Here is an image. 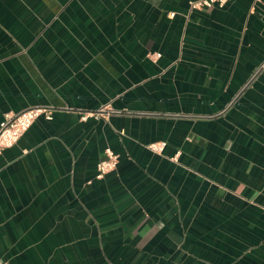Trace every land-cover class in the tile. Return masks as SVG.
<instances>
[{
    "label": "crops",
    "instance_id": "obj_1",
    "mask_svg": "<svg viewBox=\"0 0 264 264\" xmlns=\"http://www.w3.org/2000/svg\"><path fill=\"white\" fill-rule=\"evenodd\" d=\"M192 1L0 0V260L264 264V0Z\"/></svg>",
    "mask_w": 264,
    "mask_h": 264
},
{
    "label": "built area",
    "instance_id": "obj_2",
    "mask_svg": "<svg viewBox=\"0 0 264 264\" xmlns=\"http://www.w3.org/2000/svg\"><path fill=\"white\" fill-rule=\"evenodd\" d=\"M229 0H195L192 1L193 8L212 7L214 4L224 5ZM150 56L154 59L161 57V53H151ZM53 107L35 106L30 107L20 112H7L3 119L0 120V154L7 148L14 146L26 131L30 129L34 121L40 116L45 115L48 119L53 118ZM114 112L108 106H102L95 111L84 112L81 115L83 120L90 117H103ZM167 145L166 141H156L148 145V148L154 152L162 153ZM177 155L173 157L177 159ZM119 164V155L111 148L105 150V157L97 163V178H104L106 174L117 169ZM0 264H7L6 261L0 260Z\"/></svg>",
    "mask_w": 264,
    "mask_h": 264
}]
</instances>
